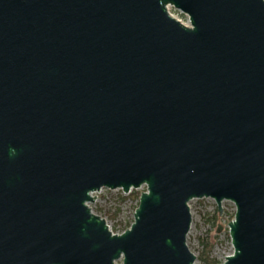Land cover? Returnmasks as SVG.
Segmentation results:
<instances>
[{
    "label": "water",
    "instance_id": "water-1",
    "mask_svg": "<svg viewBox=\"0 0 264 264\" xmlns=\"http://www.w3.org/2000/svg\"><path fill=\"white\" fill-rule=\"evenodd\" d=\"M200 199L264 264V0H0V264H195Z\"/></svg>",
    "mask_w": 264,
    "mask_h": 264
},
{
    "label": "rangeland",
    "instance_id": "rangeland-1",
    "mask_svg": "<svg viewBox=\"0 0 264 264\" xmlns=\"http://www.w3.org/2000/svg\"><path fill=\"white\" fill-rule=\"evenodd\" d=\"M167 11L173 18L189 26L187 15L170 6ZM145 189L143 186L129 194H123L120 190L102 189L93 194L97 198L89 207L105 220L112 233H116L130 228L139 196ZM189 204L193 218L187 240L196 254L195 264H208L207 261L215 264L224 262L233 253L228 224L234 219V204L223 201L225 211L222 214L218 212L212 199L193 200ZM219 227L220 232L217 231ZM116 264H121V260Z\"/></svg>",
    "mask_w": 264,
    "mask_h": 264
},
{
    "label": "trees",
    "instance_id": "trees-1",
    "mask_svg": "<svg viewBox=\"0 0 264 264\" xmlns=\"http://www.w3.org/2000/svg\"><path fill=\"white\" fill-rule=\"evenodd\" d=\"M208 262V264H215V263H213V262H211V261H207Z\"/></svg>",
    "mask_w": 264,
    "mask_h": 264
}]
</instances>
